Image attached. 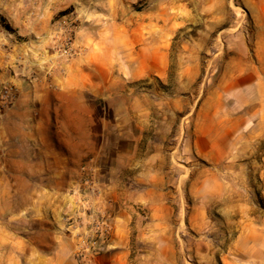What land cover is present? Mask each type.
<instances>
[{
    "label": "crops",
    "instance_id": "1",
    "mask_svg": "<svg viewBox=\"0 0 264 264\" xmlns=\"http://www.w3.org/2000/svg\"><path fill=\"white\" fill-rule=\"evenodd\" d=\"M160 1L150 0L139 14L96 11L80 33L79 55L39 74L33 87L17 42L30 33L19 27L20 15L8 13L11 30H0V87L12 85L17 96L0 114V264H80L79 238L65 232L61 217L78 212L70 193L81 186L83 167L92 171L100 193L95 203L111 222L107 248L87 264H131L132 209L145 205L157 217L152 193L191 183L193 159L211 164L217 177L229 168L246 177L247 196L238 191L232 204V222L244 226L229 264H264V0L249 3L253 42H232L215 57L218 76L189 124L186 116L183 124L177 119L185 105L167 89L134 86L168 76V45L161 41L176 22ZM44 26L33 31L42 35ZM181 126V156L189 166L178 169ZM163 209L170 217V207ZM17 210L23 237L13 226ZM33 220L34 243L26 227Z\"/></svg>",
    "mask_w": 264,
    "mask_h": 264
},
{
    "label": "rangeland",
    "instance_id": "2",
    "mask_svg": "<svg viewBox=\"0 0 264 264\" xmlns=\"http://www.w3.org/2000/svg\"><path fill=\"white\" fill-rule=\"evenodd\" d=\"M149 1L0 0V30L7 32L5 27L11 30L9 19L12 16L10 18L9 12L24 19L19 27L28 30L30 34L17 39L21 44V51L26 56V59L20 61V66L26 68L27 77H23L33 87V84L39 82V74L54 69L59 61L67 62L79 55L80 33L89 29V18L96 11L109 14L112 9H123L128 11V15L139 14V11L148 8ZM167 2L171 8L172 19L176 22L174 33L164 35L161 41L168 45V76H156V79H147L141 85L140 82L134 83V86L144 89H167L170 95H174L178 105H185V112L177 113V119L183 124L186 116L189 124L207 88L214 84L218 76L221 62H214L215 57L222 55L232 42H253V20L249 10L251 0L160 1L166 5ZM59 24L62 27H59ZM41 26H44L42 35L33 31ZM59 28L71 31L77 51L72 58L66 59L57 53ZM33 75L37 81L31 85ZM5 109H1L0 114ZM176 138V152L180 158L176 167L188 168L189 163L184 162L181 156L184 139L182 126L177 130ZM191 166V183L186 180V183L169 186L170 188L163 192L152 193L150 203L153 202L152 209L157 217L150 216L151 210L145 205L132 209L133 216L129 225L131 264H229L232 261L234 237L239 227L244 226L232 222V204L238 198V191L247 196L246 177H239L235 174L237 170L233 172L231 168L225 170L223 176L217 177L215 167L195 159L192 160ZM242 167L244 173H247V161ZM85 169L88 168L83 167L82 179ZM200 169L203 170L202 174ZM182 179L183 176L175 180ZM186 179H189V176H186ZM20 185L22 187V182ZM221 195L224 196L223 199ZM70 196L76 197L75 206H78V212H70L62 216L61 220L65 221V232L79 238L80 243L81 239L85 238V227L72 233L66 227L67 219L77 216L80 210L78 197L73 195V191ZM217 196L220 198H216ZM164 205L170 207L167 211L171 214L166 213L170 217L162 216ZM17 214L13 226L17 236L23 237L24 225L19 223V220L23 219V213L17 210ZM158 219H165L166 222H155ZM26 227L30 228L34 243L35 231L39 229V224L33 220L31 225ZM17 239L23 242V239Z\"/></svg>",
    "mask_w": 264,
    "mask_h": 264
},
{
    "label": "built area",
    "instance_id": "3",
    "mask_svg": "<svg viewBox=\"0 0 264 264\" xmlns=\"http://www.w3.org/2000/svg\"><path fill=\"white\" fill-rule=\"evenodd\" d=\"M59 27H62L59 24ZM59 46L57 53L60 57L69 59L77 54L71 31L59 28ZM37 78L31 76L30 84L36 82ZM16 100L15 88L7 83L0 87V111L9 108ZM73 195L78 197L79 213L75 217L67 219V230L77 231L85 227L84 239L77 246L75 258L80 264H87L89 258L102 252L107 247V241L111 230L110 218L106 210L95 203L100 193L96 189V184L90 169H85L81 187L73 191Z\"/></svg>",
    "mask_w": 264,
    "mask_h": 264
},
{
    "label": "trees",
    "instance_id": "4",
    "mask_svg": "<svg viewBox=\"0 0 264 264\" xmlns=\"http://www.w3.org/2000/svg\"><path fill=\"white\" fill-rule=\"evenodd\" d=\"M8 31H10L9 27H5Z\"/></svg>",
    "mask_w": 264,
    "mask_h": 264
},
{
    "label": "bare ground",
    "instance_id": "5",
    "mask_svg": "<svg viewBox=\"0 0 264 264\" xmlns=\"http://www.w3.org/2000/svg\"><path fill=\"white\" fill-rule=\"evenodd\" d=\"M41 63H42V61H41Z\"/></svg>",
    "mask_w": 264,
    "mask_h": 264
}]
</instances>
